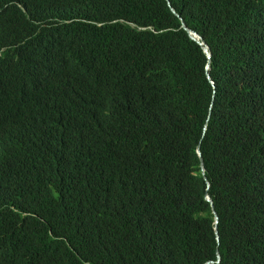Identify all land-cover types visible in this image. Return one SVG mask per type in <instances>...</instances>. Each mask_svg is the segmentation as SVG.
<instances>
[{
  "label": "trees",
  "instance_id": "1",
  "mask_svg": "<svg viewBox=\"0 0 264 264\" xmlns=\"http://www.w3.org/2000/svg\"><path fill=\"white\" fill-rule=\"evenodd\" d=\"M0 264H264V0H0Z\"/></svg>",
  "mask_w": 264,
  "mask_h": 264
},
{
  "label": "water",
  "instance_id": "2",
  "mask_svg": "<svg viewBox=\"0 0 264 264\" xmlns=\"http://www.w3.org/2000/svg\"><path fill=\"white\" fill-rule=\"evenodd\" d=\"M168 3H169V2H168ZM169 5H170V3H169ZM170 7H171V5H170ZM171 11L176 15L175 11H174L172 8H171ZM176 16L179 17L178 15H176ZM182 28L188 33V35H189V37L191 38V40H193V41L196 42L200 47H202L204 53L206 54L208 60L210 61V60H211V53H210V51H209V48L206 46V44H205L204 41L202 40V38H201L200 36H198L195 32L189 30V29L187 28V26H186L184 23H183V25H182ZM206 69H207V71L210 70V62L208 63V66H207ZM208 79L211 80V79H210V75H208ZM198 155H199L200 158H201L200 150H198ZM201 168H202V172L204 173V164H203V162H202ZM207 201L212 205L213 214H214V217H215V222H216V225H218V223H219V217H218V215L216 214V212H215V210H214L212 200H211L209 197H207ZM216 234H217V239H218V242H219V237H218V231H217V229H216ZM218 260H219V262H220V260H221L220 255H218Z\"/></svg>",
  "mask_w": 264,
  "mask_h": 264
}]
</instances>
